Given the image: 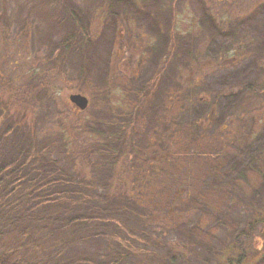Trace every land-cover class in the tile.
I'll return each instance as SVG.
<instances>
[{
    "label": "rangeland",
    "instance_id": "obj_1",
    "mask_svg": "<svg viewBox=\"0 0 264 264\" xmlns=\"http://www.w3.org/2000/svg\"><path fill=\"white\" fill-rule=\"evenodd\" d=\"M46 65L40 78L28 72ZM193 80L203 102L171 109L170 94ZM261 80L264 0H0V264H214L240 235L264 264V229L251 227L264 176L238 178L262 162L264 106L250 89ZM242 107L253 111L240 129L251 136L213 154V170L169 168L202 176L194 189L237 180L211 193L221 207L186 199L168 222L129 193L158 187L178 132L197 141ZM133 112L138 135L128 138L149 146L144 161L124 160L128 141L111 136Z\"/></svg>",
    "mask_w": 264,
    "mask_h": 264
},
{
    "label": "trees",
    "instance_id": "obj_2",
    "mask_svg": "<svg viewBox=\"0 0 264 264\" xmlns=\"http://www.w3.org/2000/svg\"><path fill=\"white\" fill-rule=\"evenodd\" d=\"M225 1V0H224ZM123 38H120V41H122ZM129 44L133 46L131 41H129ZM239 46L232 47L233 51L239 52ZM236 54V53H235ZM234 54V55H235ZM225 55V54H224ZM226 57V55H225ZM50 70V67L46 65L45 70L42 69H30L28 72L31 76H36L40 78L42 76L41 72L47 73ZM48 74V73H47ZM251 91H253L252 95L257 99V106H260L259 109H262L264 106V80L259 81L255 86L250 88ZM250 91V92H251ZM7 95V93H5ZM9 94V93H8ZM170 100L171 103L173 102V106L171 109L174 108L175 105H180L185 106V105H190L193 106L194 104L197 103H202L203 102V96L204 94L200 93L199 91V85L198 83L193 80L190 83H186L185 85V90H174L171 94ZM9 96H12L9 94ZM208 96V101L210 102L212 98H216L219 95L218 94H210ZM205 97V96H204ZM210 97V98H209ZM176 102V103H175ZM236 110V114H234V117L231 119H228L227 125H222L219 126L218 128H214L210 134L205 133H198V136L196 137L197 141H193L194 137L192 134H187V133H181V132H176V142H178V148L177 151L174 153V155L169 154L170 156H167V158H164L162 161V164L159 166L158 165V171L156 173L162 175L160 179L158 178L157 184L158 187L154 189H149L150 186L155 185L151 184V180L147 181V184H143V188H139L138 186L132 187L131 191H129L130 194L133 196H140V199H143L147 201V208L153 210L154 212L158 213V216L160 220L163 221H168V222H175L177 216H175V213L177 211H185L186 206H185V201L186 199H189L190 201H193V199L204 201V202H209L206 203L210 209H218L221 207V203H217L216 201H212L211 198V193H218L220 192H225L226 190H231L233 185H239L238 181L236 180L233 185L229 184L227 182H224L223 184H205L204 186L202 184H198L200 188H193V183L201 182L203 181L202 176H193L191 175L190 178L189 176L186 175H181L179 172H170L169 168L170 166L182 169L183 171H188L193 170L194 168L201 166L199 171H211L213 170V167L211 168L212 161L215 160L212 158V155L215 153H219V151L226 150L228 147L233 146L234 147V142L240 141L244 137H248L249 135H244L241 133L240 129H244L241 125L243 124V119L244 122L248 119H250L251 115H249L250 112H253L252 110L250 111H243L242 110ZM257 110V107H255ZM170 110V106H169ZM230 118V117H229ZM252 118V117H251ZM206 122L214 121L215 119V114H214V108L209 112V114L206 115ZM125 124L122 128L118 130L114 135H111L117 139L128 141L127 143L129 144V151L124 150L123 152L126 153L124 155V160L127 159H132L133 160H141L144 161L145 159V154L147 153L149 146H142L141 144L133 142V139L135 136L138 135V132L135 131L134 123L137 122V116L136 112H133L132 114L127 113L125 116ZM201 122V121H200ZM200 122H197V126L200 127L201 129L205 128L203 125L200 124ZM204 122V125L206 124ZM170 123L167 122L165 123V126L169 128ZM201 125V126H200ZM228 125H233V129L228 130L227 126ZM164 126V127H165ZM205 130H209L208 128H205ZM227 130V131H226ZM133 137V139L128 138V137ZM251 136V135H250ZM249 136V137H250ZM97 139H100V137H96ZM129 139V140H128ZM132 141V142H131ZM185 145H190L189 147L185 146H180V144ZM133 144V146H131ZM205 148V151H208V157L206 159H200L198 154L196 156L191 155L190 158H187L186 153H189L191 149L194 148L195 145ZM128 146V145H126ZM258 154L256 156L258 158H261L262 162H264V146L261 147L257 151ZM184 155V158L182 156ZM120 156V155H119ZM123 154L121 153V157ZM189 157V156H188ZM196 157V158H195ZM182 159V160H181ZM216 161V160H215ZM199 163L196 165V163ZM260 163L258 159L253 158L251 167H250V173L244 172L240 173L239 175V180L240 183H246L249 184V178L248 177H255L256 179H261L264 176V164ZM188 165L190 166V169H188ZM196 165V166H194ZM166 166V167H164ZM139 167L135 168V171L138 170ZM129 170V169H128ZM152 170V169H151ZM150 170V171H151ZM124 168L122 169V172H124ZM154 172V171H151ZM138 173V172H137ZM155 173V172H154ZM189 174V173H188ZM137 175V174H136ZM120 176V173L119 175ZM192 177V178H191ZM164 179V180H162ZM188 179V180H187ZM194 181V182H193ZM154 182V181H152ZM181 186H184L185 188H189V190H185V192H180L181 191ZM197 186V185H195ZM202 186V188H201ZM180 187V189L178 188ZM176 199L177 204L181 206H173L171 205V201L173 199ZM260 227L264 229V205L259 207L258 209L255 210L252 214V220H251V227ZM198 235V233H197ZM244 235H240V239H234L230 244H228L223 250H221L220 255L214 262V264H254L255 261V256L252 255V251H246V249H249V246L252 244L248 242L241 241V237ZM248 237V236H246ZM161 259V258H160ZM163 260V259H161ZM165 260L156 262L155 264H164ZM145 264H151V263H145Z\"/></svg>",
    "mask_w": 264,
    "mask_h": 264
},
{
    "label": "water",
    "instance_id": "obj_3",
    "mask_svg": "<svg viewBox=\"0 0 264 264\" xmlns=\"http://www.w3.org/2000/svg\"><path fill=\"white\" fill-rule=\"evenodd\" d=\"M70 100L81 109H85L88 105V99L81 94H72Z\"/></svg>",
    "mask_w": 264,
    "mask_h": 264
},
{
    "label": "bare ground",
    "instance_id": "obj_4",
    "mask_svg": "<svg viewBox=\"0 0 264 264\" xmlns=\"http://www.w3.org/2000/svg\"><path fill=\"white\" fill-rule=\"evenodd\" d=\"M81 109V108H80ZM82 110V109H81Z\"/></svg>",
    "mask_w": 264,
    "mask_h": 264
}]
</instances>
